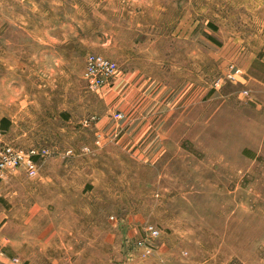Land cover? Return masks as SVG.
Masks as SVG:
<instances>
[{"label":"rangeland","instance_id":"374dc122","mask_svg":"<svg viewBox=\"0 0 264 264\" xmlns=\"http://www.w3.org/2000/svg\"><path fill=\"white\" fill-rule=\"evenodd\" d=\"M55 2L54 17L43 0L0 16V118L17 134L1 141L47 150L17 180L24 219L3 250L19 264H264V16ZM191 6L193 32L178 27ZM230 30L243 48L226 47ZM88 53L117 63L108 84L89 88ZM62 175L63 201L50 190ZM146 224L159 230L148 256Z\"/></svg>","mask_w":264,"mask_h":264},{"label":"crops","instance_id":"0c3cea01","mask_svg":"<svg viewBox=\"0 0 264 264\" xmlns=\"http://www.w3.org/2000/svg\"><path fill=\"white\" fill-rule=\"evenodd\" d=\"M37 1L42 0H1L0 6V16H6V12H11L12 10H26V9H35L39 6ZM46 1V10L52 11L50 13L51 17H54L55 13V0H43ZM207 2H222L213 3L212 5L207 6L206 15L210 17H244L249 11V15H253L254 17H263L264 16V6L259 4L260 0H206ZM254 2V4H252ZM50 3V4H49ZM199 15V9L193 8H185L180 12V17L183 19L180 20L178 27L182 30H190L193 32L194 29L197 28V21H193V17H197ZM47 17H49V13H47ZM190 17V20L187 18ZM185 18V19H184ZM23 29V27H20ZM263 30L260 29V32ZM230 37L225 41L226 47L232 50H238L243 48L242 39L240 31L231 32L229 31ZM22 43V42H20ZM19 44V43H18ZM21 45V44H20ZM2 119L4 120L2 122ZM10 123V124H9ZM16 129V125L14 121L8 120L6 116H2L0 118V130H3L5 133L4 136L11 140H15L17 134L13 132ZM24 173L23 169H18L13 173L9 174L4 180L0 181V247L3 249L5 247L3 240L9 242L7 237L10 234V230H12L10 226H14L15 224H21L18 220L24 219L23 217H17L16 210L18 209V200L14 197V194L18 189L17 180L20 175ZM68 179L65 175H62L60 178V182L50 187L52 193L58 194L60 199L63 201L65 198V194L68 193L69 184L67 183ZM24 207H22L23 209ZM19 212V211H18ZM17 219V220H16ZM7 234V235H6ZM12 237V235L10 234ZM15 256H9L7 252L4 251L3 255H0V264H19L18 262H14L13 258Z\"/></svg>","mask_w":264,"mask_h":264},{"label":"built area","instance_id":"2783aa9c","mask_svg":"<svg viewBox=\"0 0 264 264\" xmlns=\"http://www.w3.org/2000/svg\"><path fill=\"white\" fill-rule=\"evenodd\" d=\"M1 5V0H0ZM118 69L117 63L99 53H88L85 56L82 76L88 82L89 88H97L108 84L116 75ZM242 74V69L235 65H230L225 72V79L229 81L235 80ZM244 93H247L245 91ZM116 118H120V112L115 114ZM2 133L0 132V181L4 180L9 174L18 169H23L26 176L33 178L38 174L37 157H44L47 154L46 149L22 150L10 143L3 142ZM145 238L139 240L137 245L141 247L142 255L148 256L154 249L152 241L159 236V230L153 224H146L143 227ZM4 254V250L0 247V255ZM14 262H18L16 257Z\"/></svg>","mask_w":264,"mask_h":264},{"label":"trees","instance_id":"16d2710c","mask_svg":"<svg viewBox=\"0 0 264 264\" xmlns=\"http://www.w3.org/2000/svg\"><path fill=\"white\" fill-rule=\"evenodd\" d=\"M208 38L211 39L212 41H215L214 38L211 37V36H208ZM215 42H216V41H215ZM216 43H217V42H216ZM3 121H4V120L2 119V122H3Z\"/></svg>","mask_w":264,"mask_h":264}]
</instances>
